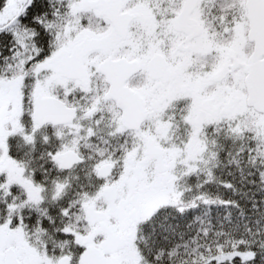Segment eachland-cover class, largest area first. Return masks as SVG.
I'll use <instances>...</instances> for the list:
<instances>
[{
	"label": "snow or ice",
	"instance_id": "6c2138e0",
	"mask_svg": "<svg viewBox=\"0 0 264 264\" xmlns=\"http://www.w3.org/2000/svg\"><path fill=\"white\" fill-rule=\"evenodd\" d=\"M0 264H264V0H0Z\"/></svg>",
	"mask_w": 264,
	"mask_h": 264
}]
</instances>
